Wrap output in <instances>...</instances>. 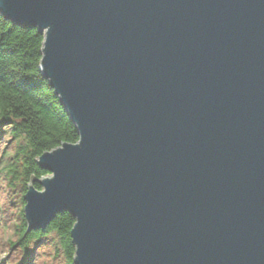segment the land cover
I'll return each instance as SVG.
<instances>
[{
	"label": "water",
	"instance_id": "1",
	"mask_svg": "<svg viewBox=\"0 0 264 264\" xmlns=\"http://www.w3.org/2000/svg\"><path fill=\"white\" fill-rule=\"evenodd\" d=\"M44 34L79 143L37 160L26 233L74 264H264V0H0ZM35 182V181H33Z\"/></svg>",
	"mask_w": 264,
	"mask_h": 264
},
{
	"label": "trees",
	"instance_id": "2",
	"mask_svg": "<svg viewBox=\"0 0 264 264\" xmlns=\"http://www.w3.org/2000/svg\"><path fill=\"white\" fill-rule=\"evenodd\" d=\"M44 42V34L37 29L15 26L0 14V128L7 126L17 144L5 172L24 193L30 184L42 191L38 181L49 176L37 164L40 157L63 145H76L80 139L75 124L40 72ZM75 224V218L65 212L45 231L27 234L22 217L15 245L27 253L32 243L55 234L57 253H62L64 264H74L71 232Z\"/></svg>",
	"mask_w": 264,
	"mask_h": 264
},
{
	"label": "rangeland",
	"instance_id": "3",
	"mask_svg": "<svg viewBox=\"0 0 264 264\" xmlns=\"http://www.w3.org/2000/svg\"><path fill=\"white\" fill-rule=\"evenodd\" d=\"M17 144L9 135V128H0V264H64L57 253L55 234L34 242L26 252L15 245L19 240L18 226L23 217L25 195L22 186L11 183L5 172L16 151Z\"/></svg>",
	"mask_w": 264,
	"mask_h": 264
}]
</instances>
